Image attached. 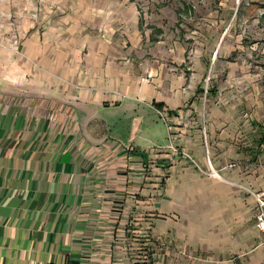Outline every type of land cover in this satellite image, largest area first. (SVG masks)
<instances>
[{
  "label": "crops",
  "instance_id": "crops-1",
  "mask_svg": "<svg viewBox=\"0 0 264 264\" xmlns=\"http://www.w3.org/2000/svg\"><path fill=\"white\" fill-rule=\"evenodd\" d=\"M50 32L22 36L29 61L0 51V264H264L247 192L264 193V124L202 118L181 81L127 72L103 41L84 65ZM124 99L164 114L166 144L136 110L128 144L88 128Z\"/></svg>",
  "mask_w": 264,
  "mask_h": 264
},
{
  "label": "rangeland",
  "instance_id": "rangeland-1",
  "mask_svg": "<svg viewBox=\"0 0 264 264\" xmlns=\"http://www.w3.org/2000/svg\"><path fill=\"white\" fill-rule=\"evenodd\" d=\"M263 14L264 0H0V51L29 61L22 36L51 29L50 35L78 39L85 65L87 45L103 41L111 46L107 60L127 72L157 71L175 85L181 81L179 93L200 102L202 118L211 108L236 110L264 124ZM129 103L89 109L88 128L128 144L136 110L147 119L146 131L166 144L167 127L156 111ZM78 117L81 124V111Z\"/></svg>",
  "mask_w": 264,
  "mask_h": 264
},
{
  "label": "built area",
  "instance_id": "built-area-1",
  "mask_svg": "<svg viewBox=\"0 0 264 264\" xmlns=\"http://www.w3.org/2000/svg\"><path fill=\"white\" fill-rule=\"evenodd\" d=\"M158 115L166 121V118L164 117V114L161 112H158ZM171 141V138H170ZM170 150L174 154H180V151L175 148L173 145L170 146ZM201 171V170H200ZM204 173L203 171H201ZM205 176L209 178H219L218 173H216L214 170H209L206 173H204ZM250 195L254 198L255 201V221H256V227L259 231V233L264 237V193H253L250 190H247Z\"/></svg>",
  "mask_w": 264,
  "mask_h": 264
},
{
  "label": "trees",
  "instance_id": "trees-1",
  "mask_svg": "<svg viewBox=\"0 0 264 264\" xmlns=\"http://www.w3.org/2000/svg\"><path fill=\"white\" fill-rule=\"evenodd\" d=\"M262 20L264 21V14L262 15ZM203 91L199 92V93H202ZM158 107H161V106H158Z\"/></svg>",
  "mask_w": 264,
  "mask_h": 264
}]
</instances>
